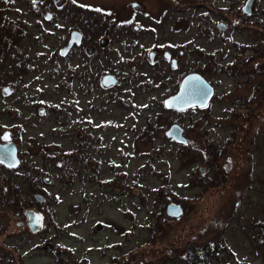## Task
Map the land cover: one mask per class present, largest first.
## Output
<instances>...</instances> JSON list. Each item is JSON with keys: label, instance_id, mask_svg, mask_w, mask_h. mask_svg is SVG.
I'll list each match as a JSON object with an SVG mask.
<instances>
[{"label": "rangeland", "instance_id": "374dc122", "mask_svg": "<svg viewBox=\"0 0 264 264\" xmlns=\"http://www.w3.org/2000/svg\"><path fill=\"white\" fill-rule=\"evenodd\" d=\"M58 1L41 33L34 17L25 25L26 0H0V142L20 159L0 164L12 180L0 179V264H111L148 239L146 264H264V103L242 120L240 100L251 82L264 92V0L249 13L246 0ZM121 1L135 3L136 27L123 34L120 16L100 11ZM17 8L23 36L2 24ZM69 29L82 44L63 56ZM190 72L213 87L207 105L166 107ZM106 73L116 82L103 85ZM173 123L185 143L166 135ZM170 202L184 209L177 219Z\"/></svg>", "mask_w": 264, "mask_h": 264}, {"label": "water", "instance_id": "95a60500", "mask_svg": "<svg viewBox=\"0 0 264 264\" xmlns=\"http://www.w3.org/2000/svg\"><path fill=\"white\" fill-rule=\"evenodd\" d=\"M253 0H246L242 6V10L245 13L250 12ZM219 29H224L225 24L219 22L217 23ZM80 32L72 31L69 43L67 46L60 50L62 55H65L73 42H79ZM166 58L169 57L168 52H164ZM148 57L150 60L154 58V52H149ZM171 65H175V60H172ZM117 78L114 75L106 73L102 76L101 82L103 85H111L116 82ZM4 92L8 93L10 91L9 87H4ZM213 94V87L211 84L198 72H190L186 74L180 81L178 90L175 94L168 97L164 104L168 108H173L176 110H184L191 107H204L209 102ZM166 135L174 139L178 143H185L187 141L186 137L183 135V128L177 124L173 123L166 130ZM19 157L17 155V147L13 142L1 143L0 142V163H2L7 168H14L19 164ZM204 170V168H201ZM37 199H41L38 194L35 195ZM183 208L179 203L170 202L166 205V213L172 217H178L182 214ZM27 214V224L32 230H36L40 221L38 220V214L30 209L26 210Z\"/></svg>", "mask_w": 264, "mask_h": 264}, {"label": "flooded vegetation", "instance_id": "af4514ba", "mask_svg": "<svg viewBox=\"0 0 264 264\" xmlns=\"http://www.w3.org/2000/svg\"><path fill=\"white\" fill-rule=\"evenodd\" d=\"M5 1L6 4L8 5V0H2ZM101 3L110 1V0H98ZM27 4V13L26 15H30L29 19H26V24L28 25L30 22H33V17L35 19H37L38 21L36 22L37 24H40L39 27V32L44 33V31L46 33H48V30H44L42 28V25H45L46 23H49L50 21L53 20L54 15H55V7L56 4H59V1L57 0H26L25 2ZM67 3V1H63L61 4L65 5ZM5 4V6H6ZM11 4V3H10ZM9 4V5H10ZM130 4V7L128 6ZM114 8L113 9H109V8H103L100 7V11L105 12L106 14L110 11L112 12L114 15L120 16V18H116L115 20H118V27L116 28V30L120 31L122 34L123 33H128L129 27L132 26V28L134 29L136 26L132 24L133 22V13L134 11L132 10V7L135 5V3L133 1H129V2H118V3H113ZM15 7V6H14ZM17 17L16 19H10L9 17H7L6 15L2 17V24L5 27V31L7 34H15L16 36H23L24 34H27L28 31V27L23 25L22 20H24V18H21V14L24 15L23 13L19 12V8H17ZM112 10V11H111ZM36 25V24H35ZM37 26V25H36ZM138 27V26H137ZM79 31L77 29H69L66 37L64 38V42L62 45H60L57 48V51L60 52V50L62 48H64L65 46L68 45L70 37H71V33L72 31ZM80 32V31H79ZM118 33V32H116ZM81 36H80V40L79 42H73V44L70 46V48L68 49V51L66 52L65 55L66 56L68 53H72V51L75 49V47L81 45L82 43V33L80 32ZM107 39L109 38V36H106ZM121 46L125 47V44H122ZM157 50H152L151 52H154ZM168 52V51H165ZM61 54V53H60ZM149 54V53H148ZM155 54V52H154ZM169 54V59L171 57V54L168 52ZM62 55V54H61ZM255 60H257V55H255ZM163 57L165 59H167L164 56L163 53ZM250 56H247V58H249ZM171 63H172V58H171ZM175 65H176V61H175ZM172 66V65H171ZM260 67V65H257L255 67V70H257ZM245 73L243 72V74L245 75L246 79H249L252 77V74H250V78H249V73L253 72V75H257V71H254L253 68L249 67H245ZM251 71V72H250ZM263 71V70H261ZM257 78V77H256ZM258 79V78H257ZM253 85V89H252V93L254 91V93L252 95H255L254 97H252V95H248L246 97H241V102H243V106L246 108V112L241 116L242 120H246V119H251V117H256L258 115V110L260 108L259 102L261 101L262 98V94L264 92H262V89L258 90V83L257 82H251ZM264 87V86H263ZM251 100V102H250ZM196 108V107H195ZM17 147V146H16ZM20 160V159H19ZM2 164V163H0ZM3 165V164H2ZM4 166V165H3Z\"/></svg>", "mask_w": 264, "mask_h": 264}, {"label": "trees", "instance_id": "16d2710c", "mask_svg": "<svg viewBox=\"0 0 264 264\" xmlns=\"http://www.w3.org/2000/svg\"><path fill=\"white\" fill-rule=\"evenodd\" d=\"M255 57L256 56H253V55H251V57H249L248 59H243L242 60V62H243V67L244 66H246L247 64H248V62L249 61H254L255 60ZM258 57V56H257ZM263 101H264V98H263ZM263 101H260L259 102V104L258 105H262L264 102ZM244 122H246V121H244ZM158 127V126H157ZM16 146H18L17 144H16ZM7 168V167H6ZM9 170H12L13 168H8ZM0 179L2 180H4V183H5V185H6V187H7V189H9L10 187H11V185H12V180H11V178H4L3 176H1L0 175ZM2 180V181H3ZM15 189H16V185H15ZM36 194H38L39 195V197H41V199L39 200V199H37L36 197H34V199H35V202H36V204L38 205V204H40V203H42V202H45L43 205H44V207H45V209H47V206H46V204H47V201H48V199L49 198H47L46 196H45V193H41V194H39V193H36ZM18 197H19V195L17 194V193H15L14 194V197H13V201H9V203L8 204H17V202H18ZM190 198V197H189ZM188 198V199H189ZM20 199V198H19ZM5 201H8V199L7 198H5ZM20 204V206H21V208L23 207V205L21 204V203H19ZM184 213V209H183V212H182V214ZM48 214V217L49 218H51L52 216H51V213H47ZM181 214V215H182ZM180 215V216H181ZM180 216H178V217H172V218H174V219H177V218H179ZM157 224V223H156ZM156 231V230H155ZM153 235V234H152ZM150 244H151V240H149L148 239V242H146V244H143V245H145L144 247L142 246L141 247V249H133V250H130V251H128V252H126V253H123V254H121L120 256H118V257H116L115 259H113L112 260V262H111V264H146V261H147V259H149V258H152V257H150V256H148V250H146L145 252H144V250L146 249V247L147 246H150ZM187 243H185V245H186ZM180 247V246H179ZM178 247V248H179ZM147 249H148V247H147ZM195 250L196 249H194V248H191L189 251H188V255H189V257H193V256H197L198 254H195ZM201 252H202V255H208V251L207 250H205L204 249V247H201ZM204 255V256H205ZM145 262V263H144ZM206 264V263H205Z\"/></svg>", "mask_w": 264, "mask_h": 264}]
</instances>
